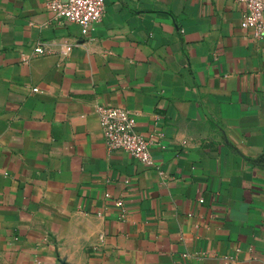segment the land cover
Segmentation results:
<instances>
[{
	"label": "crops",
	"instance_id": "crops-1",
	"mask_svg": "<svg viewBox=\"0 0 264 264\" xmlns=\"http://www.w3.org/2000/svg\"><path fill=\"white\" fill-rule=\"evenodd\" d=\"M50 1L0 0V264H264V47L242 7L106 0L84 34ZM101 105L152 166L108 148Z\"/></svg>",
	"mask_w": 264,
	"mask_h": 264
},
{
	"label": "built area",
	"instance_id": "built-area-1",
	"mask_svg": "<svg viewBox=\"0 0 264 264\" xmlns=\"http://www.w3.org/2000/svg\"><path fill=\"white\" fill-rule=\"evenodd\" d=\"M243 9L242 26L253 31L254 38L264 47V0H231ZM47 8L58 22L77 23L86 34L101 22L106 0H54ZM46 55L44 43L34 49V56ZM101 130L109 149L121 151L146 166L153 165L151 139L137 130L134 116L126 109L101 105L96 109Z\"/></svg>",
	"mask_w": 264,
	"mask_h": 264
}]
</instances>
